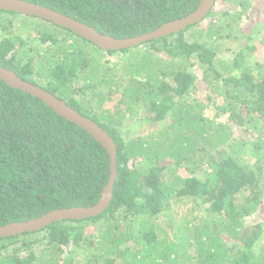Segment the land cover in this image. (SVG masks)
I'll return each mask as SVG.
<instances>
[{
  "label": "trees",
  "instance_id": "trees-1",
  "mask_svg": "<svg viewBox=\"0 0 264 264\" xmlns=\"http://www.w3.org/2000/svg\"><path fill=\"white\" fill-rule=\"evenodd\" d=\"M23 1L115 39L152 32L200 2ZM255 5L216 0L201 22L137 52L102 51L48 21L0 11V66L105 130L117 171L100 215L0 238V264H264V40L256 44L264 23H256ZM231 39L240 41L236 49ZM106 56L118 60L102 62ZM85 70V84L74 85ZM117 97L123 109L113 112ZM127 116L151 131L127 136ZM109 164L85 130L0 81V227L95 205ZM174 198L200 199L207 216L169 212Z\"/></svg>",
  "mask_w": 264,
  "mask_h": 264
},
{
  "label": "water",
  "instance_id": "water-1",
  "mask_svg": "<svg viewBox=\"0 0 264 264\" xmlns=\"http://www.w3.org/2000/svg\"><path fill=\"white\" fill-rule=\"evenodd\" d=\"M216 0H200L195 11L181 19L161 25L158 29L147 34L127 38L115 39L98 33L94 28L82 24L68 16L48 9L46 7L26 2L23 0H0V11L16 13L19 15L35 17L48 21L60 28L71 31L77 36L91 42L102 51H120L134 48L135 46L166 37L170 34L179 33L189 25L201 22L214 6ZM0 81L8 87L20 90L34 98L41 100L54 113L67 121L77 125L86 131L107 152L109 157V179L105 185L97 203L91 207H74L51 211L39 218L25 222L10 223L0 227V238L14 237L24 233L38 232L50 224L65 221H80L90 217H96L107 209L112 200L116 171V145L108 133L99 127L94 121L81 115L66 103L41 87L27 82L17 76L13 71L0 66Z\"/></svg>",
  "mask_w": 264,
  "mask_h": 264
},
{
  "label": "rangeland",
  "instance_id": "rangeland-1",
  "mask_svg": "<svg viewBox=\"0 0 264 264\" xmlns=\"http://www.w3.org/2000/svg\"><path fill=\"white\" fill-rule=\"evenodd\" d=\"M248 2H251V3H254L255 2V6H256V9H257V13L259 14V16H257V19L259 18V21L260 22H256L257 24H260V23H264V7L262 6V4H261V2L260 1H258V0H247ZM226 9V4H224L223 5V7H222V5L219 7V12H221V10H225ZM246 15H248V14H246ZM13 16H15V17H17L16 19H18V18H20L21 20L23 19V20H25V22H30V21H32V22H35V23H39V24H42L43 26H51V25H49V23H45V22H43V21H41V20H35V19H32V18H26V17H23L22 15L20 16V15H13ZM245 17V15L243 16V18ZM252 17V16H251ZM219 18H221V17H219ZM249 19V17H246L245 18V21H247ZM17 22V21H16ZM207 23V24H206ZM18 24V23H17ZM203 24L205 25H203L204 27L203 28H205L206 29V27L208 26V25H210V22H208V21H205V22H203ZM256 24V25H257ZM219 25V24H218ZM217 25V26H218ZM257 29H256V32H257V36H256V44L257 43H259V41L260 40H264V30L259 26H257L256 27ZM260 28L262 29V30H260ZM14 30V29H13ZM19 34H22L21 33V30L19 31ZM34 35V33H32V32H29V35ZM26 35H28V34H26ZM30 35V36H31ZM32 38H33V36H31ZM259 40V41H258ZM231 41H233V42H235V45H234V49H236V46L238 45V44H240V41L239 42H237L235 39H231ZM32 45V44H31ZM136 49L135 48H132V49H130L128 52H131V51H135ZM139 50V49H138ZM138 50H136V52L138 51ZM230 54L231 53H228V54H224V59H223V61H227V59H229L230 58ZM154 56V55H153ZM156 57V56H155ZM219 58H221V57H219ZM105 60H108V61H110V64H112V63H116L117 62V60H118V56H106L105 58H103V60H102V62H105ZM101 62V61H100ZM122 64V63H121ZM120 64V65H121ZM93 66L95 67V64H93ZM106 67H108V64H106ZM148 67V66H147ZM147 67H145V68H147ZM144 68V69H145ZM150 68H152V67H150ZM150 68H147V69H145V70H148V69H150ZM106 69V68H105ZM187 69L188 70H190V68H188V66H187ZM98 72V70L96 69V73ZM143 72H145L144 70H143ZM201 75V73L200 72H198L197 73V75L196 76H200ZM78 76V78L75 80V84L74 85H80V86H83L84 84H85V80H84V76H87V71L85 70V71H83L82 73H80V74H78L77 75ZM99 77V76H98ZM200 78V77H199ZM201 88V87H200ZM196 98H197V96H195ZM116 99V100H115ZM115 99H113L112 101H111V103H113V108L111 109V110H113V112H116V111H118V110H120V109H123L122 108V106H120V107H116V105H115V103H116V101L118 100V97L117 98H115ZM215 103H218V104H220V103H222V101L220 100V99H216L215 100ZM131 117H125L124 118V122H125V124H126V131H127V136H129V137H135V136H138V135H143V134H146L147 132H149V131H151V127L148 125L147 126V124H144L143 122H135L136 120L135 119H133V118H131L132 119V121H129V119H130ZM179 173H180V175L182 176V177H185V176H187V173H185V172H183V171H179ZM173 200H175V201H172L171 203H169V205H170V208H168V210H169V212H172L173 214L176 212V211H178V212H180L181 211V209H186V211L187 212H189V211H191V210H194L195 211V213H191V214H195L196 215V217H199V215H200V217H206L207 215V212H206V210H205V207H207V206H205V203L204 202H201V200L200 199H198L197 200V203H196V205H193V204H195V203H191L190 201H188V199L186 198V199H182V198H174ZM180 210V211H179ZM198 215V216H197ZM192 217H190V218H188L189 220L191 219ZM263 219V216H257V217H252V218H250V220H254V219H256V220H260V219Z\"/></svg>",
  "mask_w": 264,
  "mask_h": 264
}]
</instances>
